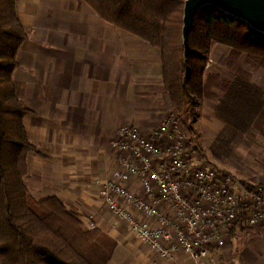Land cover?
I'll use <instances>...</instances> for the list:
<instances>
[{"label": "crops", "instance_id": "0c3cea01", "mask_svg": "<svg viewBox=\"0 0 264 264\" xmlns=\"http://www.w3.org/2000/svg\"><path fill=\"white\" fill-rule=\"evenodd\" d=\"M14 3L27 33L12 82L30 110L23 119L36 149L24 177L30 194L56 196L84 224L93 216V225L117 242L107 264H192L183 256L162 261L115 222L98 195L114 163L109 140L118 127L133 124L148 135L171 109L158 49L82 0ZM202 264H264V233L235 226Z\"/></svg>", "mask_w": 264, "mask_h": 264}, {"label": "trees", "instance_id": "16d2710c", "mask_svg": "<svg viewBox=\"0 0 264 264\" xmlns=\"http://www.w3.org/2000/svg\"><path fill=\"white\" fill-rule=\"evenodd\" d=\"M14 1L0 0V264H107L117 244L114 238L99 227L86 228L56 196L35 198L25 185L27 158L36 149L23 124L30 110L12 82L15 56L27 36ZM82 1L105 21L158 49L163 87L178 120L187 114L194 123L202 99L214 103L223 122L232 116L246 127L264 116L261 90L249 73L236 68L232 81H225L205 68L218 44L229 49L223 63L228 69L245 54L264 70V34L247 23L212 6L201 8L184 55L185 0Z\"/></svg>", "mask_w": 264, "mask_h": 264}, {"label": "built area", "instance_id": "2783aa9c", "mask_svg": "<svg viewBox=\"0 0 264 264\" xmlns=\"http://www.w3.org/2000/svg\"><path fill=\"white\" fill-rule=\"evenodd\" d=\"M109 148L114 163L98 182L99 198L162 261L183 256L202 264L235 226L264 233V188H242L206 162L173 113L148 135L119 126ZM92 218L85 217L86 228Z\"/></svg>", "mask_w": 264, "mask_h": 264}, {"label": "rangeland", "instance_id": "374dc122", "mask_svg": "<svg viewBox=\"0 0 264 264\" xmlns=\"http://www.w3.org/2000/svg\"><path fill=\"white\" fill-rule=\"evenodd\" d=\"M228 50L222 45H214L206 70L217 73L225 81H232L236 68L245 70L261 90V98L264 101V70L245 54L239 57L234 68L228 69L223 64ZM213 93L216 98L220 96L217 91ZM199 105L202 110L197 108V113L200 112L198 116L202 115L203 121L199 120L197 114L194 123L190 122L187 114L179 120L189 133L192 147L198 150L206 162L223 173L235 176L242 188L252 185L264 188V116L254 120L251 126L245 127L240 120L231 119L232 116L229 117V123L223 122L221 118L222 122L219 121L213 110L214 103L209 99L200 100ZM172 112L171 108L168 113Z\"/></svg>", "mask_w": 264, "mask_h": 264}, {"label": "water", "instance_id": "95a60500", "mask_svg": "<svg viewBox=\"0 0 264 264\" xmlns=\"http://www.w3.org/2000/svg\"><path fill=\"white\" fill-rule=\"evenodd\" d=\"M206 6L215 7L264 34V0H185L182 20L184 55L189 51L188 36L192 29L195 14Z\"/></svg>", "mask_w": 264, "mask_h": 264}]
</instances>
